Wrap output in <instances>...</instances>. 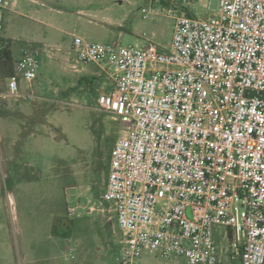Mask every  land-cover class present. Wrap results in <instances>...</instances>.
Returning <instances> with one entry per match:
<instances>
[{
	"label": "built area",
	"instance_id": "built-area-1",
	"mask_svg": "<svg viewBox=\"0 0 264 264\" xmlns=\"http://www.w3.org/2000/svg\"><path fill=\"white\" fill-rule=\"evenodd\" d=\"M215 1L205 18L174 17L167 52L73 39L78 59L113 81L97 109L125 125L103 194L121 230L115 264H142L144 252L219 264L217 225L229 264H264V0ZM14 5L0 0V32ZM43 54L21 45L9 94L22 95L19 78L35 79Z\"/></svg>",
	"mask_w": 264,
	"mask_h": 264
},
{
	"label": "rangeland",
	"instance_id": "rangeland-1",
	"mask_svg": "<svg viewBox=\"0 0 264 264\" xmlns=\"http://www.w3.org/2000/svg\"><path fill=\"white\" fill-rule=\"evenodd\" d=\"M0 37L13 57L24 43L50 50L21 96L0 77V264H115L121 230L104 200L110 153L125 125L97 109L113 81L81 62L72 42L154 44L169 51L175 16L205 18L215 0H13ZM210 4V6H209ZM15 58V57H14ZM33 95V98L27 97ZM223 225L213 228L219 264H229ZM144 252L142 264H176Z\"/></svg>",
	"mask_w": 264,
	"mask_h": 264
},
{
	"label": "trees",
	"instance_id": "trees-1",
	"mask_svg": "<svg viewBox=\"0 0 264 264\" xmlns=\"http://www.w3.org/2000/svg\"><path fill=\"white\" fill-rule=\"evenodd\" d=\"M14 66L11 42L0 37V77L8 79L14 73Z\"/></svg>",
	"mask_w": 264,
	"mask_h": 264
},
{
	"label": "crops",
	"instance_id": "crops-1",
	"mask_svg": "<svg viewBox=\"0 0 264 264\" xmlns=\"http://www.w3.org/2000/svg\"><path fill=\"white\" fill-rule=\"evenodd\" d=\"M20 47H21V46H18V47L16 48L17 56H14V57H15V58H14L15 60L19 57Z\"/></svg>",
	"mask_w": 264,
	"mask_h": 264
}]
</instances>
